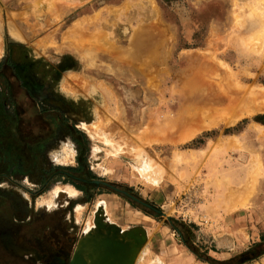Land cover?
I'll list each match as a JSON object with an SVG mask.
<instances>
[{"label":"rangeland","instance_id":"1","mask_svg":"<svg viewBox=\"0 0 264 264\" xmlns=\"http://www.w3.org/2000/svg\"><path fill=\"white\" fill-rule=\"evenodd\" d=\"M0 71V264H66L99 201L190 264L264 176V0H0Z\"/></svg>","mask_w":264,"mask_h":264},{"label":"crops","instance_id":"2","mask_svg":"<svg viewBox=\"0 0 264 264\" xmlns=\"http://www.w3.org/2000/svg\"><path fill=\"white\" fill-rule=\"evenodd\" d=\"M71 1L85 2L88 0ZM1 74L2 71H0ZM72 188L77 192L74 187ZM99 202L102 203V213L95 215L96 221L99 222L98 219L102 218L103 221L106 216V221L116 224L121 230L132 228L123 229L117 221H109L112 212L106 213L107 202ZM225 214V226L211 229L207 227L200 228L202 240L200 241L199 251L204 252V257L199 252L188 248L189 250L187 251L191 259L190 264H264V176L259 181L256 191L244 204L238 205L236 209ZM91 227H95V225H91ZM140 227L145 228L143 226ZM145 232L147 236V231ZM74 246L66 264H69ZM178 261L181 260L179 259Z\"/></svg>","mask_w":264,"mask_h":264},{"label":"water","instance_id":"3","mask_svg":"<svg viewBox=\"0 0 264 264\" xmlns=\"http://www.w3.org/2000/svg\"><path fill=\"white\" fill-rule=\"evenodd\" d=\"M94 225L78 238L69 264H135L146 241L142 227L121 230L105 219Z\"/></svg>","mask_w":264,"mask_h":264},{"label":"bare ground","instance_id":"4","mask_svg":"<svg viewBox=\"0 0 264 264\" xmlns=\"http://www.w3.org/2000/svg\"><path fill=\"white\" fill-rule=\"evenodd\" d=\"M237 4V3H236ZM240 6V5H239ZM239 8V7H238ZM254 16V15H253ZM260 17V16H259ZM252 21V20H251ZM254 23V22H253ZM257 24L258 23H260L261 24V22H256ZM257 24H255V25H257ZM253 26V25H252ZM261 26H263V24L261 25ZM257 27H259V26H257ZM250 35V34H249ZM245 42V41H244ZM246 44H247V42H246ZM248 44H249V42H248ZM81 48V47H80ZM163 48V47H162ZM163 57V56H162ZM193 91V90H192ZM190 94H191V92H189ZM188 93V95H190ZM73 95V94H72ZM192 95V94H191ZM221 95H223V94H221ZM195 96V95H194ZM191 97V96H190ZM193 97V96H192ZM255 96H251L250 97V100L252 101L253 99H255L254 98ZM214 98H217V97H214ZM243 98H245V97H243V93L242 92H239V91H237V92H234V94L233 93H231L230 95H224L223 97H221V98H219V99H216V101H214L215 103L217 102V104L218 103H220L221 102V104L220 105H222V104H225V106H229V107H233L235 104H237V103H239ZM213 102V101H212ZM261 104V103H260ZM259 105V104H258ZM251 106V105H250ZM260 106V105H259ZM260 107H263L264 108V103L262 102V104H261V106ZM234 108V107H233ZM257 108L258 107H256V106H252L251 108H248L247 107V109H246V111L244 110V112H246V113H251V112H253V111H255V110H257ZM243 112V111H242ZM241 112V113H242ZM97 113V112H96ZM240 116V115H239ZM106 121V120H105ZM83 125V124H82ZM257 125V124H256ZM98 127V126H97ZM96 127V128H97ZM86 128V127H85ZM88 128V127H87ZM93 129V128H92ZM92 129H90V131L92 132ZM93 130H95V128L93 129ZM97 130V129H96ZM94 134H96V133H94ZM66 149V148H65ZM65 149H63V150H65ZM68 153H66V151H65V153H62V157H61V160H67V158H68ZM138 160V164L136 165V168H137V170H139V171H142V169L140 168L141 167V165L143 164L142 163V159L141 158H138L137 159ZM142 168H143V165H142ZM67 190V189H66ZM72 192H74V190H72V189H70V192L68 191V193L67 192H64V193H60L59 191H57L56 192V194H59V195H73L74 193H72ZM77 194V193H76ZM62 198H64V197H62ZM99 205H100V207H99ZM101 206H102V203H99L98 204V210H101ZM103 219V218H102ZM100 222V221H99ZM90 227H91V222H90ZM116 225V224H115Z\"/></svg>","mask_w":264,"mask_h":264},{"label":"trees","instance_id":"5","mask_svg":"<svg viewBox=\"0 0 264 264\" xmlns=\"http://www.w3.org/2000/svg\"><path fill=\"white\" fill-rule=\"evenodd\" d=\"M81 167L74 168V167H65V166H51L47 171L43 173V178L45 179L46 175L47 178H54L53 180L62 179L65 182H71L77 185L79 188H84L82 185L86 182L89 183V179L84 176H81L80 173H77L81 170ZM82 183V184H81ZM3 195L5 194H12L9 191L1 190Z\"/></svg>","mask_w":264,"mask_h":264},{"label":"flooded vegetation","instance_id":"6","mask_svg":"<svg viewBox=\"0 0 264 264\" xmlns=\"http://www.w3.org/2000/svg\"><path fill=\"white\" fill-rule=\"evenodd\" d=\"M62 153H63V152H61V154H60L61 157H62ZM68 156H69V155H68ZM61 157H58V160L61 159ZM98 185H99V184H98ZM60 191H61V192H60L61 194L64 193V192H67V193H68V190L66 191V190H62V189H60ZM69 192H70V191H69ZM76 193H77V192H76ZM77 194H78V193H77ZM77 194H75V195H73V196H71V197H74V196H76ZM61 200L63 201V199H61ZM64 200H65V198H64ZM12 225H13V224H12ZM0 226H2L1 222H0ZM6 227H8V226H6ZM9 227H10V225H9ZM11 227H12V226H11ZM14 227H15V226H14ZM16 227H17V226H16ZM11 235H13V234L11 233ZM58 252H59V255H60V257H59V259H58V262L62 264V263H64V257H66V256H64L65 254H62V253H61V252H62V249H60Z\"/></svg>","mask_w":264,"mask_h":264}]
</instances>
